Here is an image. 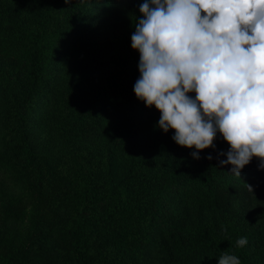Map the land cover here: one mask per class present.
Listing matches in <instances>:
<instances>
[{
	"label": "trees",
	"instance_id": "obj_1",
	"mask_svg": "<svg viewBox=\"0 0 264 264\" xmlns=\"http://www.w3.org/2000/svg\"><path fill=\"white\" fill-rule=\"evenodd\" d=\"M13 1L30 24L24 30L0 29V85L15 109L12 167L24 188L6 206L4 218L25 222L27 234L24 245L0 236L1 262L31 264L38 252L39 264H137L148 245L157 244L161 264H218L224 251L241 264H264L260 160L253 157L240 177L230 174L232 165L219 164L227 159L219 153L230 148L219 132L215 147L194 158L196 149L176 144L173 130L164 133L157 126L159 111L146 107L134 93L140 54L131 47V36L144 0ZM93 9H101L112 22L113 39L123 54L86 50L78 75L62 88L60 103L68 123L97 124L106 156L105 188L96 185L93 167L79 154L67 152L57 166H47L29 135L53 52ZM5 18L0 0V21ZM109 96L116 109L107 117L97 116ZM142 123L146 133L139 145L137 126ZM233 200L239 222L232 219ZM64 205L71 216L67 221L56 213ZM190 205L206 213L207 220L191 224ZM260 206L253 216V208ZM242 236L248 243L238 248L236 240Z\"/></svg>",
	"mask_w": 264,
	"mask_h": 264
},
{
	"label": "clouds",
	"instance_id": "obj_2",
	"mask_svg": "<svg viewBox=\"0 0 264 264\" xmlns=\"http://www.w3.org/2000/svg\"><path fill=\"white\" fill-rule=\"evenodd\" d=\"M139 11L133 90L159 111L157 126L197 159L219 132L230 146L219 164L230 174L240 177L253 157L264 170V0H144ZM247 243L239 237L236 247ZM218 264L241 261L224 251Z\"/></svg>",
	"mask_w": 264,
	"mask_h": 264
},
{
	"label": "rangeland",
	"instance_id": "obj_3",
	"mask_svg": "<svg viewBox=\"0 0 264 264\" xmlns=\"http://www.w3.org/2000/svg\"><path fill=\"white\" fill-rule=\"evenodd\" d=\"M6 14L0 21L2 30H24L30 20L25 10L13 0H1ZM112 22L101 9L87 11L81 25L63 41L53 52L50 65L45 74L42 100L32 110L29 122L31 143L40 159L49 167L54 168L67 152H73L84 157L93 167L94 180L98 187H106V156L100 140V131L95 122L83 124L68 123L61 108L60 96L62 88L73 81L78 75L83 63L84 52L94 49L99 52L123 54V49L113 39ZM3 67L7 64L3 63ZM116 109L112 96L98 108L97 116L107 117ZM14 106L10 98L2 91L0 85V236L11 239L17 245L26 243L27 227L22 221L4 218L6 206L13 202L23 192L24 182L15 174L12 162L15 154L14 145L17 137L13 133ZM138 144L144 142L146 124L137 126ZM237 202L233 200L232 219L238 221L235 212H239ZM188 218L195 225L206 221V213H198L190 205ZM262 206L253 208V216H257ZM236 209V210H235ZM57 217L61 221L70 219L68 208L64 205L58 208ZM239 222V221H238ZM53 245L51 241L48 246ZM47 247V246H46ZM161 249L157 244H150L139 255L137 264H161ZM38 252L32 255L31 264H39ZM112 260L113 252L107 249ZM107 257V258H108ZM0 264H3L0 260Z\"/></svg>",
	"mask_w": 264,
	"mask_h": 264
}]
</instances>
